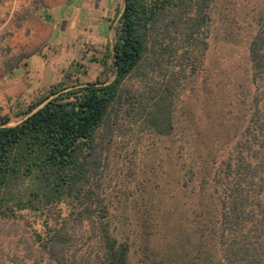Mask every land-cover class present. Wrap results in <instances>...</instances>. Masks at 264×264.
Wrapping results in <instances>:
<instances>
[{
  "label": "rangeland",
  "instance_id": "1",
  "mask_svg": "<svg viewBox=\"0 0 264 264\" xmlns=\"http://www.w3.org/2000/svg\"><path fill=\"white\" fill-rule=\"evenodd\" d=\"M122 7L123 0H0V116L19 123L18 113L76 63L83 68L73 79L102 78L92 59L112 44ZM203 29L196 46L184 31H160L158 41L173 50L161 67L147 66L149 79L126 83L135 103L145 80L176 95L172 129H156L140 103L124 105L91 181L130 236L129 264H188L202 235L195 227L212 217L215 174L241 149L264 151V61L257 67L250 56L256 38L264 56V0H210ZM31 231L24 222L0 224V264L27 257Z\"/></svg>",
  "mask_w": 264,
  "mask_h": 264
},
{
  "label": "trees",
  "instance_id": "2",
  "mask_svg": "<svg viewBox=\"0 0 264 264\" xmlns=\"http://www.w3.org/2000/svg\"><path fill=\"white\" fill-rule=\"evenodd\" d=\"M209 2L123 0L112 44L103 58L92 59L103 67L102 78L73 79L83 68L76 63L18 113L19 123L0 116V224L32 228L29 254L19 264H129L130 236L114 224L91 181L124 105L131 111L140 103L156 129H172L176 95L145 80L147 93L135 103L126 83L136 75L147 79V66L154 61L161 67L173 50L158 41L160 31H184L186 44L198 45L206 37ZM261 50L254 39L250 56L257 67L264 61ZM214 178L212 217L195 227L202 235L188 264H264V151L241 149Z\"/></svg>",
  "mask_w": 264,
  "mask_h": 264
}]
</instances>
